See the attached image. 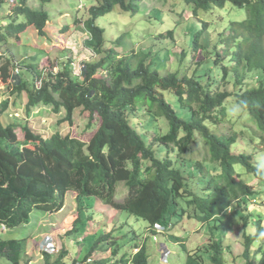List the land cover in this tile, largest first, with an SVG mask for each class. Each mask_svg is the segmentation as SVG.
Returning a JSON list of instances; mask_svg holds the SVG:
<instances>
[{
	"label": "trees",
	"instance_id": "obj_1",
	"mask_svg": "<svg viewBox=\"0 0 264 264\" xmlns=\"http://www.w3.org/2000/svg\"><path fill=\"white\" fill-rule=\"evenodd\" d=\"M30 1L11 2L9 23L0 30V43L19 38L29 28L47 37L49 17L43 6L52 0H36L40 8L30 6ZM171 1L174 7L183 2L191 6L193 17L200 10H223L230 4L242 10L244 18L231 21L226 28L229 32L226 36L220 33L211 51L208 23L193 31L191 73L161 75L154 66L159 52L168 53L167 40L161 37L171 41L172 30L163 33L165 36L148 37L149 43L141 42L129 55L120 56L117 48L136 44L131 32L116 40V48H106L105 29L97 20L118 9L138 14L141 0H101L86 10L82 26L81 20H75L76 30L87 35L85 49L101 55L99 62L84 61L74 68L71 57L64 56L63 67L55 75L52 69L40 71L36 64H26L15 75V64L0 54V86H7L10 96L7 99L2 94L0 99V223L8 230L29 224L34 211L47 215L60 211L67 194L73 193L78 219L84 201L96 198L143 220L153 234L155 224L162 225L168 214H177L179 209L182 216L188 213L202 224L214 222L210 228L226 234L241 224L245 242L240 258L246 264H254L253 260L264 264L263 248L256 250L260 256H250L264 221V212L251 211V201L264 197V159L254 160L255 151L264 153V0ZM61 31L68 32L69 26ZM185 58L183 49L181 61ZM37 79L40 88L35 86ZM19 100L26 101L27 116L41 107L56 114L63 112L53 126L55 131L46 135L28 120L10 121L13 105ZM229 104L239 111L234 121L226 113ZM77 109L88 114L89 127L95 118L100 121L87 142L61 132L71 124ZM161 120L167 123L165 132L158 129ZM225 121L229 125L224 128ZM218 122L223 125L218 127ZM18 127L22 140L15 133ZM241 139L248 143L249 153L234 151ZM245 175L255 184H248ZM120 182L128 193L118 202L115 192ZM250 227L255 236L248 234ZM28 237L0 238V259L22 264ZM169 238L179 241L175 236ZM181 246L186 250L184 264L227 262L229 248L213 233L193 250ZM132 248L137 252L127 251L120 260L99 259L96 263L148 264L146 246L135 244ZM119 249L112 255L118 256ZM43 256L45 264H50V255L43 252ZM79 262L75 259L72 264ZM53 264L64 263L57 260Z\"/></svg>",
	"mask_w": 264,
	"mask_h": 264
},
{
	"label": "rangeland",
	"instance_id": "obj_2",
	"mask_svg": "<svg viewBox=\"0 0 264 264\" xmlns=\"http://www.w3.org/2000/svg\"><path fill=\"white\" fill-rule=\"evenodd\" d=\"M0 1L5 3L0 5V30L3 31L9 23L10 4L14 0ZM100 1L52 0L46 3L43 10L47 12L49 17L47 37H40L33 28H29L19 38L15 40L8 39L6 42L0 43V54L4 56L5 60L10 58L15 64V75L20 73L26 64H36L39 70L43 72L52 69L55 75L63 67L64 56L71 57L74 68L82 65L84 61L99 62L101 55L93 54L85 49L83 42L87 35L80 30H76L75 20H81L79 26H82V22L87 17L86 10L97 5ZM29 5L40 8V3L36 0H31ZM141 8L142 11L135 15L126 14L120 9L115 10L104 18H99L97 24L105 29L106 48H116V40L121 35L127 32L133 33L132 40L136 44L129 47H118L117 51L120 56L135 52L141 42L149 43L148 37H161V34L172 30L174 33L171 41L169 37H161V39L167 40L165 41V47L168 53H165L166 51L159 52V59L156 60L154 65L159 67L161 75L168 72L180 74L186 70L190 72V67L195 61L190 47L192 34L194 30L201 27L203 22L208 23L211 51L220 39V33L226 36L229 32L226 28L230 25V22L244 18V12L233 8L230 4H227L223 10L217 8L206 11L200 10L196 17L192 15L191 6L184 4V2L174 7L171 0H141ZM226 9L231 10L232 13L228 14ZM64 26H69V31L62 33L61 29ZM183 49H185L186 58L181 61ZM35 86L40 88V79L35 81ZM2 94L5 98H10L7 86H0V99ZM168 98L170 99V95H168ZM21 102L22 100H19L17 104L13 105L10 121L16 122L15 119L19 121L28 120L34 124L36 130H41L46 135L55 131L53 126L63 117V112L56 114L50 112L46 107H41L34 109L36 112L27 116L23 107L26 101ZM229 106L226 113L234 121L239 116V111L234 104H229ZM89 122L88 114L82 109H77L73 113L71 124L64 127L61 132L87 142L100 124L98 118H95L92 122V127H89ZM222 125V122L217 123L218 127ZM228 125L229 123L225 121L224 128ZM157 126L162 132L167 131L166 121H158ZM238 127L239 125L234 122V128L237 129ZM15 133L19 140L23 139L21 128H16ZM238 143L234 149L236 153H249L251 151L246 141L241 139ZM197 148H200V145ZM254 154L255 161H259L261 158L264 159V153L260 149L255 151ZM262 165H264V162ZM237 170L244 174L241 167L237 166ZM243 178L247 179L248 184H255L254 179L249 180L246 175ZM127 193L128 189L125 183H118L115 200L122 201ZM84 202L85 209L80 210L81 213L78 219L74 194L69 193L66 196L64 207L60 211L49 215L42 211H34L29 224H22L18 228L0 232V238L14 240L29 236L28 248L22 264L27 262L28 264H45L43 244L47 236H52L55 240V251L50 255V264L57 260L64 264H72L75 259L80 261L79 264H97L96 262L99 259L109 260L111 258H114L112 259L114 262L120 260V257L124 256L127 251L128 253L137 252V249L132 248L135 244L146 246L149 255L148 264H163L161 252L167 250L170 253L167 264H184L186 250L181 244H184L188 251L193 250L211 239V233H213L216 239L229 248L228 253L225 254L226 264H246V261L240 258L244 251L245 242L244 229L241 224H236L233 230L226 234L210 228L214 225V222L210 225L202 224L195 218H189L188 213L182 216L181 209H179L177 214L171 212L165 218L162 223V226L166 228L164 232L152 234L148 230V224L143 220H138L125 212H118L113 207L102 204L96 198H87ZM251 204L252 212L257 210L264 212V197L251 201ZM89 217L92 219L90 220ZM262 224V234L257 236L255 247L251 249V258L258 254L256 252L257 248L264 249V221ZM162 226L157 228L162 230ZM74 228V232L71 233L70 231ZM247 232L251 236L256 235L251 227L247 229ZM154 235H156L155 238ZM170 236L178 237L179 241H173L169 238ZM103 238L105 239L103 240ZM153 238L155 241H153ZM117 248H120L119 255L113 256L112 253ZM90 253H92L90 258L93 263H83ZM61 254L63 257H61ZM253 263L256 264L257 262L253 260ZM0 264L9 263L5 259H0Z\"/></svg>",
	"mask_w": 264,
	"mask_h": 264
},
{
	"label": "built area",
	"instance_id": "obj_3",
	"mask_svg": "<svg viewBox=\"0 0 264 264\" xmlns=\"http://www.w3.org/2000/svg\"><path fill=\"white\" fill-rule=\"evenodd\" d=\"M8 231L7 227L3 224L0 223V232H5ZM44 252H47L49 254H53L55 251V240L52 236H47L44 240ZM163 262H167V254L165 253V255L162 258ZM91 259L88 260V262H90Z\"/></svg>",
	"mask_w": 264,
	"mask_h": 264
},
{
	"label": "clouds",
	"instance_id": "obj_4",
	"mask_svg": "<svg viewBox=\"0 0 264 264\" xmlns=\"http://www.w3.org/2000/svg\"><path fill=\"white\" fill-rule=\"evenodd\" d=\"M158 226H162V225H161V224H155V225H154V229H155V231H156V233H154V234H158V233L164 232V231L166 230V228L163 227V226H162V227H163L162 230H159V229L157 228ZM148 230H149V229H148ZM152 234H153V233H152ZM155 237H156V235H154V238H155ZM154 238H153V241H155ZM43 252H44V251H43ZM46 253H47V252H46ZM165 253L167 254V262H166V263L163 262V260H162V258H163V256L165 255ZM47 254H49V253H47ZM161 254H162V256H161V261H162V263H163V264H167V263H168V256H169V254H170L169 251H168V250L165 251V252L162 251ZM49 255H51V254H49ZM90 262H92V260H91ZM90 262H88V260H87V263H90Z\"/></svg>",
	"mask_w": 264,
	"mask_h": 264
}]
</instances>
